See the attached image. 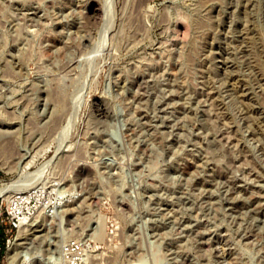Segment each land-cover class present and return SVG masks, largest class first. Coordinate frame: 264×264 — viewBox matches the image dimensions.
Here are the masks:
<instances>
[{"label": "rangeland", "instance_id": "obj_1", "mask_svg": "<svg viewBox=\"0 0 264 264\" xmlns=\"http://www.w3.org/2000/svg\"><path fill=\"white\" fill-rule=\"evenodd\" d=\"M40 168L0 264H264V0H0V188Z\"/></svg>", "mask_w": 264, "mask_h": 264}, {"label": "built area", "instance_id": "obj_2", "mask_svg": "<svg viewBox=\"0 0 264 264\" xmlns=\"http://www.w3.org/2000/svg\"><path fill=\"white\" fill-rule=\"evenodd\" d=\"M17 203V205H16ZM18 206V207H17ZM56 204L43 201L42 197L35 199L15 196L11 201V207L7 215L12 217V225L17 227L22 220H28L37 213L46 216H53L56 211ZM8 242V239L5 240ZM57 251H53L50 256L51 264H85V251L77 239H62L58 244Z\"/></svg>", "mask_w": 264, "mask_h": 264}, {"label": "bare ground", "instance_id": "obj_3", "mask_svg": "<svg viewBox=\"0 0 264 264\" xmlns=\"http://www.w3.org/2000/svg\"><path fill=\"white\" fill-rule=\"evenodd\" d=\"M89 9L90 10H92L94 13L95 12H97V9L95 8V5H90V7H89ZM91 11V12H92ZM98 14H99V12H98ZM97 14V15H98ZM96 15V14H95ZM89 16V15H88ZM91 17V16H90ZM32 153V152H31ZM25 157H26V155H25ZM35 158V157H34ZM31 159V161H32V159L33 158H30ZM30 164H31V162H29ZM29 163H27V166L29 165ZM24 165V164H23ZM24 168H26V167H24ZM21 171H22V169H21ZM42 171V168H40V169H38V170H36L35 172H33V173H31L30 174V180H28L27 182L25 181L23 184H18V185H16V184H10V185H6V186H4V187H2V188H0V196L1 195H4V194H7V193H11V192H14L15 191V194H16V192L18 193V191L19 190H21V188L22 187H27V185L28 186H30V184L32 183L33 184V182L35 181V180H37V179H35L36 177H38L39 175H40V172ZM24 173H25V171H24ZM35 179V180H34ZM36 182V181H35ZM14 194V195H15ZM8 197L10 198V194L8 195ZM7 197V198H8ZM72 202V201H71ZM16 205H17V203H16ZM18 207V206H17ZM99 218H101V217H99ZM28 222V220L26 219V220H22L21 221V225H24L25 223H27ZM29 239V238H28ZM58 242V241H57ZM58 243H60V240H59V242ZM22 245V244H21ZM58 245V244H57ZM58 247V246H57ZM56 248V247H55ZM54 248V249H55ZM53 249V250H54ZM56 251L58 250L57 248L55 249ZM10 257H12L13 258V256L12 255H9V258ZM18 259V258H17ZM50 259V258H49ZM49 262V261H48ZM50 263V262H49ZM48 263V264H49Z\"/></svg>", "mask_w": 264, "mask_h": 264}, {"label": "trees", "instance_id": "obj_4", "mask_svg": "<svg viewBox=\"0 0 264 264\" xmlns=\"http://www.w3.org/2000/svg\"><path fill=\"white\" fill-rule=\"evenodd\" d=\"M4 241L3 237H1L0 244Z\"/></svg>", "mask_w": 264, "mask_h": 264}]
</instances>
